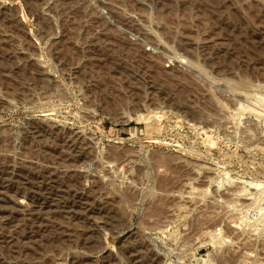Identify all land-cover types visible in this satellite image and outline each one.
<instances>
[{"label":"rangeland","instance_id":"rangeland-1","mask_svg":"<svg viewBox=\"0 0 264 264\" xmlns=\"http://www.w3.org/2000/svg\"><path fill=\"white\" fill-rule=\"evenodd\" d=\"M131 252L264 264V0H0V264Z\"/></svg>","mask_w":264,"mask_h":264},{"label":"bare ground","instance_id":"bare-ground-1","mask_svg":"<svg viewBox=\"0 0 264 264\" xmlns=\"http://www.w3.org/2000/svg\"><path fill=\"white\" fill-rule=\"evenodd\" d=\"M251 109V108H250ZM250 109H248L247 108V110L249 111ZM252 111V110H251ZM36 131V130H35ZM45 135V134H44ZM18 180V179H17ZM56 180V179H55ZM51 181H53V180H51ZM59 181V180H58ZM23 182V181H22ZM49 182V181H48ZM51 183V182H50ZM56 183V182H55ZM58 184V183H57ZM261 184V183H260ZM259 183L257 184V183H250V185L252 186V187H255V188H259V185H260ZM4 186H6V185H4ZM60 186V185H59ZM1 187H3V186H1ZM47 187V186H46ZM7 188V187H6ZM49 192V191H48ZM54 193H56V192H54ZM67 193V192H66ZM69 193V192H68ZM48 194V193H47ZM64 196V195H63ZM42 198V197H41ZM68 198V197H67ZM43 200H45V203L48 201V200H46V199H43ZM50 200V199H49ZM65 200V199H64ZM67 200V199H66ZM80 201V200H79ZM78 201V202H79ZM37 202V201H36ZM65 202V201H64ZM41 203H43L42 201H41ZM40 203V204H41ZM33 204V203H32ZM37 204H38V202H37ZM34 205V204H33ZM36 205V204H35ZM47 207H53V205H54V202L51 200V201H49V203L48 204H45ZM58 205V204H57ZM66 205H67V203H66ZM74 205V204H73ZM36 207V206H35ZM38 207V206H37ZM42 207V206H41ZM45 207V206H44ZM54 207H55V205H54ZM34 208V207H33ZM56 208V207H55ZM49 209V208H48ZM47 209V210H48ZM58 209V208H57ZM36 211H38V210H36ZM38 212H41L42 213V211H38ZM31 213V212H30ZM23 214H25V213H23ZM29 214V213H28ZM27 214V215H28ZM37 214V213H36ZM68 214H70V213H68ZM41 215V214H40ZM52 215V214H51ZM34 216V215H33ZM78 216V215H77ZM10 218V217H9ZM24 218V217H23ZM33 219V218H32ZM27 220V219H26ZM20 221V220H19ZM83 221V220H82ZM97 223V222H96ZM95 223V224H96ZM91 227V226H90ZM32 233V232H31ZM33 234V233H32ZM96 240V239H95ZM89 241V240H88ZM126 250V249H125ZM136 252H131V254H129L130 256V258H132L131 256H133V258H132V260H134L135 261V263L134 264H143L141 261H139V260H137V256H138V254L136 255L135 254ZM144 255V254H143ZM147 256V255H146ZM140 258V257H139ZM149 258V257H148ZM141 259V258H140ZM129 260V262H130V259H128ZM142 260V259H141ZM145 261V260H144ZM131 263V262H130ZM133 263H131V264H133Z\"/></svg>","mask_w":264,"mask_h":264}]
</instances>
